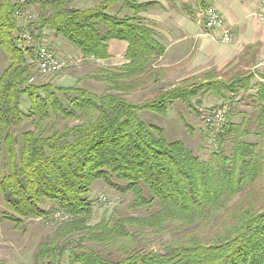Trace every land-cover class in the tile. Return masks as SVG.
<instances>
[{
  "label": "trees",
  "instance_id": "trees-1",
  "mask_svg": "<svg viewBox=\"0 0 264 264\" xmlns=\"http://www.w3.org/2000/svg\"><path fill=\"white\" fill-rule=\"evenodd\" d=\"M81 2L0 0V47L9 59L0 74L2 218L21 228L27 219L63 218L35 249L34 264H60L66 252L68 264H264V73L254 71L259 44L244 46L221 70L206 69L133 100L167 72L158 65L165 45L143 15L156 3ZM26 6L31 18L20 21L15 11ZM23 30L29 43L18 37ZM50 36L68 41L86 62L106 59L111 40L126 41L127 62L86 76L103 85L100 93L35 79L37 48ZM250 90L254 106L234 122L238 103H230ZM207 94L230 109L220 125L206 123L213 140L206 159L139 117L141 111L163 116L174 102L200 116L197 106ZM25 120L32 129L16 134ZM96 181L131 193L133 210H156L112 212L93 223Z\"/></svg>",
  "mask_w": 264,
  "mask_h": 264
},
{
  "label": "rangeland",
  "instance_id": "rangeland-1",
  "mask_svg": "<svg viewBox=\"0 0 264 264\" xmlns=\"http://www.w3.org/2000/svg\"><path fill=\"white\" fill-rule=\"evenodd\" d=\"M82 1L83 2H81L79 6L88 7L96 4L99 0ZM196 1L198 2V5L196 6L197 12L210 5L208 1H204V3H202L201 0ZM199 22L203 26L201 19ZM42 43L48 45V47L68 65L64 66L55 74L44 75L39 73L37 70L35 79L38 77L41 81H50L61 86L79 85L94 93H100L103 90V85L101 83L88 79L86 76L92 74L95 69L105 65H99L94 60L88 62L84 60L82 61L79 53L75 49L72 50V52L65 47V45H68L69 42L60 37H45ZM8 63V56L0 47V74ZM160 63L161 62L159 61L158 65H160ZM225 66L220 69L214 66H210L209 68L221 70ZM165 68H167V72L159 82L151 84L133 95L131 98L133 100H141L151 97L157 90L163 87H168L185 75L182 73V70L177 72L176 68ZM209 68L204 69L201 66L195 67L194 72L189 74H199ZM254 71L264 73V66H257ZM255 80H257V78ZM253 91L254 90H250L245 93L239 91V94H237L233 103H230L231 107L234 103H236V101L238 103V105H236V111H238V113H234L232 115V120L234 122L240 120L241 113L250 112L252 110L254 105L250 95L254 93ZM221 102L222 101L217 99L215 96L207 94L203 97L201 104L197 106V109L201 112L200 116H197L195 111L185 107L180 102H174L169 106L166 114L163 116L149 111H141L139 113V117L145 123H151L162 127L167 140H181L201 158L206 159L212 150L213 140L207 135V125L203 117L210 113L213 109L221 106L223 104V102ZM226 106L227 108L224 113L228 112L230 109L229 104ZM27 129H32V124L29 120H25L21 125L17 126L15 128V132L19 135L22 131ZM90 198L94 204L93 223L97 222L102 215L108 216L112 212L123 216H137L145 215L156 210V206L151 209H131L130 204L133 200V195L131 193L125 195L120 194L109 188L102 181H96L92 185ZM46 207H48V205ZM4 209L5 205L0 194V264H34L33 254L35 249L40 243L47 239L49 234L53 232L56 226L55 224L58 221L60 222L63 220L62 216L54 214V219L52 218V220L48 218L27 219L25 220L24 227L21 228L16 227L13 222L2 218V212ZM149 240L152 239L150 238ZM151 242L158 244L160 240L156 239ZM67 256L68 253L66 252L63 255V258H61L60 264H68Z\"/></svg>",
  "mask_w": 264,
  "mask_h": 264
},
{
  "label": "crops",
  "instance_id": "crops-1",
  "mask_svg": "<svg viewBox=\"0 0 264 264\" xmlns=\"http://www.w3.org/2000/svg\"><path fill=\"white\" fill-rule=\"evenodd\" d=\"M143 1L156 3L143 15L155 26L165 45V52L159 59L160 66L176 68L177 72L182 70L185 74L182 78L191 75L195 67L220 69L237 57L244 46L254 43L259 44L257 66H264V24L255 14L259 0H201L202 3L208 1V6L215 7L223 16V26L214 30L205 29L200 24L205 7L197 12L196 0ZM224 34L229 36V41L223 39ZM65 47L69 51L75 49L70 44ZM126 48V41L111 40L108 57L96 63L108 67L122 66L127 62L124 57Z\"/></svg>",
  "mask_w": 264,
  "mask_h": 264
},
{
  "label": "built area",
  "instance_id": "built-area-1",
  "mask_svg": "<svg viewBox=\"0 0 264 264\" xmlns=\"http://www.w3.org/2000/svg\"><path fill=\"white\" fill-rule=\"evenodd\" d=\"M20 3L25 4L27 0H19ZM32 8L26 6L24 9H18L15 11V16L21 20L25 18H31ZM256 17L258 21L264 24V0H259ZM201 21L203 26L208 30H214L220 28L224 24L223 16L220 12L213 6H207L203 9L201 13ZM25 43H29L30 35L27 31H22L18 34ZM223 39L229 41V36L224 34ZM36 63L37 70L41 74H55L59 72L64 66L68 64L60 59L49 47L48 45L41 43L37 48L36 53ZM33 78H31L32 80ZM227 106L224 104L213 109L210 113L205 116V122L213 125H220L223 120V113L225 112Z\"/></svg>",
  "mask_w": 264,
  "mask_h": 264
}]
</instances>
